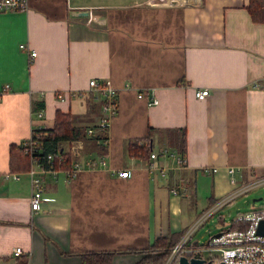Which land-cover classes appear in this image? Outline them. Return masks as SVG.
Segmentation results:
<instances>
[{"label":"crops","instance_id":"crops-1","mask_svg":"<svg viewBox=\"0 0 264 264\" xmlns=\"http://www.w3.org/2000/svg\"><path fill=\"white\" fill-rule=\"evenodd\" d=\"M177 1L29 0L28 10L0 11V264H139L152 253L131 250L177 240L237 185L264 177V22L250 0ZM92 78L118 92L107 129L97 126L103 102ZM200 88L209 95L198 98ZM57 110L94 127L92 136L106 133L103 145L75 139V157L74 139L64 142L81 161L75 175L38 160L13 170L11 147L53 127ZM182 131L187 164L169 175L128 151L134 140L173 147ZM31 168L41 178L38 209ZM16 246L24 253L15 256ZM102 251L114 252L109 262L84 261Z\"/></svg>","mask_w":264,"mask_h":264},{"label":"built area","instance_id":"built-area-1","mask_svg":"<svg viewBox=\"0 0 264 264\" xmlns=\"http://www.w3.org/2000/svg\"><path fill=\"white\" fill-rule=\"evenodd\" d=\"M175 0H170L173 2ZM177 1V0H176ZM29 9V0H0V11H25ZM21 47H25V44H21ZM31 55H36V51H32ZM89 86L96 90L102 98V111L101 118L97 124L101 129H107L110 125V121L112 117L118 112V92L111 85L109 80H105L103 82L99 81L96 78H92L89 81ZM195 94L198 98H205L209 95V88H200L195 91ZM158 102L156 97L151 99V103L153 105ZM95 132L93 127L87 129V133L92 135ZM36 142L33 140V136L28 141L24 142L26 147V151H34ZM83 145L80 140H73L71 146V153L74 154L75 157H78L82 154ZM159 156H165L174 161V165L166 166L161 165L159 161ZM150 163L149 170L151 172L157 173L159 172L162 176L169 175V171L171 169H176L179 167H183L187 164L186 155L180 154L176 149L170 146H163L159 150L152 149L150 152ZM52 155H48V161L50 166L53 164ZM91 166L95 164V162H90ZM101 164H105V159L102 158L100 160ZM82 167L81 161L77 158L73 160L72 167L68 168V172L71 175H75V173ZM229 172L232 175L231 182L235 183L234 174L236 173L235 167H230ZM29 173L32 177V183L35 187V191L33 195H31V206L32 209H38L41 197H42V189H41V178L37 175V171L33 168L29 170ZM118 175L121 177H130L132 175V170L123 169L118 172ZM14 177H18V174H13ZM264 184V177L258 178L257 180H251L246 182L245 184L237 185L236 188L231 190L230 193L223 196L214 202L211 206H209L205 211L202 217H200V221L194 225L196 228L202 221H204L209 215L214 214L215 211H218L219 208L225 205L227 202H230L235 199L238 195L243 192H246L248 189L255 188L257 186ZM173 194H178L179 189L177 186H173L171 188ZM248 221L249 225L245 229H226L220 231V235H213L207 245L209 249L213 248L214 250H219L220 255L212 254L210 257L205 258V262L209 264H219L221 261L224 264H264V234L259 232V226L262 220H264V205L259 207H255L254 211L239 213L235 221ZM194 228H188L181 239L177 242L174 248L171 250L168 258L164 262V264H178L179 258L181 255H187L189 258L194 255V252L198 249L186 247L187 242L191 240V233ZM186 244V245H185ZM201 250L203 248H200ZM15 256L21 255L24 253V249L22 246H16L13 251Z\"/></svg>","mask_w":264,"mask_h":264},{"label":"trees","instance_id":"trees-1","mask_svg":"<svg viewBox=\"0 0 264 264\" xmlns=\"http://www.w3.org/2000/svg\"><path fill=\"white\" fill-rule=\"evenodd\" d=\"M248 10L251 13L253 19L258 22H264V0H250L248 4ZM44 107V101H40L35 104V109H42ZM152 131V130H151ZM181 136H175L172 141L174 149L180 154L184 155L186 151V138L185 132ZM150 135V133H149ZM33 140L36 142L34 151H26V147L23 144L21 146L11 147V167L13 170L16 169H28L31 166L32 160H38L45 166L50 165L48 161V155H52V166L59 168H68L73 165V158L68 151L65 150L64 142L73 139H83L85 141L94 139L96 141L107 138L106 133H102L92 136L87 133V127L77 126L73 123L72 115L70 112H62L57 110L55 124L50 128H37L33 131ZM150 138V137H149ZM150 141L144 144L140 143V140H134L130 142L128 151L132 155H144L149 156L151 152ZM249 225L248 221L233 220L227 229H245ZM222 229L221 231H223ZM186 230L182 231L177 240H171L167 237L161 236L155 240V242L141 250H131L136 252H150L152 254L143 258L139 264H164L168 258L171 250L184 235ZM186 245V244H185ZM207 244L198 243V241H188L186 247L201 248ZM114 252L102 251V252H88L83 254L84 261L86 263H107L110 261Z\"/></svg>","mask_w":264,"mask_h":264},{"label":"rangeland","instance_id":"rangeland-1","mask_svg":"<svg viewBox=\"0 0 264 264\" xmlns=\"http://www.w3.org/2000/svg\"><path fill=\"white\" fill-rule=\"evenodd\" d=\"M100 99L102 98H99V102L102 103ZM255 205H264V184L248 189L246 192L241 193L235 197L234 200L221 206L218 211H215L214 214L209 215L204 221L201 222V224L194 228V225L200 221V217L203 216L205 210L200 213V216H198L189 226V228H194L191 233V240H197L200 245L207 244L209 239L214 234L220 232L222 229L226 230L229 227L232 221L237 218L239 211L241 213L252 212L255 209ZM212 254L220 255V251L214 250L213 248L209 249L207 245L202 249V255L205 258L210 257ZM203 264L209 263L204 262Z\"/></svg>","mask_w":264,"mask_h":264},{"label":"water","instance_id":"water-1","mask_svg":"<svg viewBox=\"0 0 264 264\" xmlns=\"http://www.w3.org/2000/svg\"><path fill=\"white\" fill-rule=\"evenodd\" d=\"M258 230L260 233L264 234V220L261 221ZM220 234L221 232H218L215 235L218 236ZM201 248H205V247H201ZM205 261L206 259L202 256V250L199 248L194 252V255L191 256L190 258L187 255H181L178 264H203ZM219 264H224V262L221 261Z\"/></svg>","mask_w":264,"mask_h":264}]
</instances>
